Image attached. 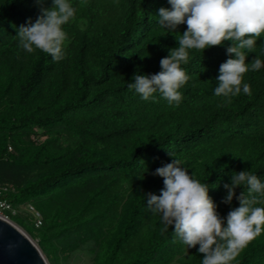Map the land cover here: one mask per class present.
<instances>
[{
    "label": "trees",
    "instance_id": "1",
    "mask_svg": "<svg viewBox=\"0 0 264 264\" xmlns=\"http://www.w3.org/2000/svg\"><path fill=\"white\" fill-rule=\"evenodd\" d=\"M69 2L76 14L63 26L65 58L54 62L27 53L17 36L53 0H0V185L14 207L31 205L42 226L34 228L30 212L21 213L31 229L12 221L39 237L54 264L82 244H90L92 264H202L198 245L187 249L174 225L164 231L146 194H160L163 178L153 173L172 158L208 184L222 217L239 207L235 197L221 203L233 173L264 182V67L244 76L251 95L227 103L214 89L221 63L235 58L226 52L232 42L191 49L180 104L159 93L146 101L127 84L158 73L187 29L160 27L168 0ZM255 57L264 61V34L246 63ZM231 264H264V232Z\"/></svg>",
    "mask_w": 264,
    "mask_h": 264
},
{
    "label": "clouds",
    "instance_id": "2",
    "mask_svg": "<svg viewBox=\"0 0 264 264\" xmlns=\"http://www.w3.org/2000/svg\"><path fill=\"white\" fill-rule=\"evenodd\" d=\"M168 3L170 8L158 9L160 27L175 32L179 25L186 24L187 29L176 38L178 47L170 49L169 55L160 60L158 73L134 74L127 87L143 100L159 93L168 104L178 106L182 100L180 89L190 79L182 67L189 61V50L203 52L231 41L226 52L235 58H228L219 66L214 94L225 97L227 103L241 91L251 95V86L244 82V76L260 70L264 61L255 57L250 64L246 63V54L252 52L257 38L264 34V0H168ZM75 14L69 0H53L52 7L40 9L34 23L29 20L19 26L20 46L27 53L40 50L54 62L63 60L67 40L63 26ZM187 169L177 158L157 168L153 175L163 178L164 187L159 195L146 194L147 207L154 215H160L164 231L174 225L176 237L187 249L199 246L202 264H231L243 248L264 232V207L257 206L264 204V182L250 171L233 173L230 183L223 185L226 196L221 203L230 205L235 197L239 207L222 217L208 194V184L194 179ZM238 186L245 187L247 192L237 196Z\"/></svg>",
    "mask_w": 264,
    "mask_h": 264
},
{
    "label": "water",
    "instance_id": "3",
    "mask_svg": "<svg viewBox=\"0 0 264 264\" xmlns=\"http://www.w3.org/2000/svg\"><path fill=\"white\" fill-rule=\"evenodd\" d=\"M0 264H47L27 234L0 217Z\"/></svg>",
    "mask_w": 264,
    "mask_h": 264
},
{
    "label": "rangeland",
    "instance_id": "4",
    "mask_svg": "<svg viewBox=\"0 0 264 264\" xmlns=\"http://www.w3.org/2000/svg\"><path fill=\"white\" fill-rule=\"evenodd\" d=\"M27 216L29 215L19 213L15 216H11V218L14 222L20 223L22 227L28 230L31 228L30 225L27 224ZM21 230H23L27 234V236L32 240V242L39 248L47 264H54L51 260L52 254H50V258L46 253L42 251L43 249L40 245V242H38L37 240L39 239V237L37 236L36 238H33L27 231H25L24 229ZM90 249V244H82L76 250L70 251L67 255L60 254L58 264H92L94 254Z\"/></svg>",
    "mask_w": 264,
    "mask_h": 264
},
{
    "label": "built area",
    "instance_id": "5",
    "mask_svg": "<svg viewBox=\"0 0 264 264\" xmlns=\"http://www.w3.org/2000/svg\"><path fill=\"white\" fill-rule=\"evenodd\" d=\"M11 147L8 146V150L11 151ZM7 190L6 187L0 185V217L5 218L12 224L17 226L11 219V216H15L21 212H30L33 214V226L38 229L42 226V218L38 212L34 211L31 205L22 204L19 207H14L5 197L4 192ZM18 227V226H17ZM19 228V227H18Z\"/></svg>",
    "mask_w": 264,
    "mask_h": 264
}]
</instances>
